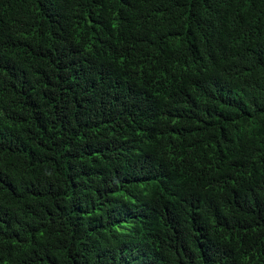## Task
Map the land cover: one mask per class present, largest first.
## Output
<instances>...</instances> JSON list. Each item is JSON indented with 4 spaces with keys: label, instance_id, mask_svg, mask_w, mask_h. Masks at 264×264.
I'll return each instance as SVG.
<instances>
[{
    "label": "trees",
    "instance_id": "16d2710c",
    "mask_svg": "<svg viewBox=\"0 0 264 264\" xmlns=\"http://www.w3.org/2000/svg\"><path fill=\"white\" fill-rule=\"evenodd\" d=\"M0 264H264V0H0Z\"/></svg>",
    "mask_w": 264,
    "mask_h": 264
}]
</instances>
